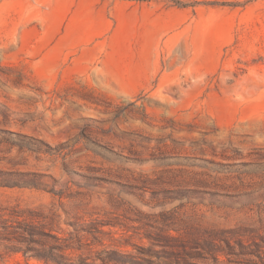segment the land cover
<instances>
[{"label": "rangeland", "instance_id": "rangeland-1", "mask_svg": "<svg viewBox=\"0 0 264 264\" xmlns=\"http://www.w3.org/2000/svg\"><path fill=\"white\" fill-rule=\"evenodd\" d=\"M263 238L264 0H0V264Z\"/></svg>", "mask_w": 264, "mask_h": 264}, {"label": "trees", "instance_id": "trees-1", "mask_svg": "<svg viewBox=\"0 0 264 264\" xmlns=\"http://www.w3.org/2000/svg\"><path fill=\"white\" fill-rule=\"evenodd\" d=\"M223 241L226 244L225 248L228 250L229 255H236L242 257L256 255L257 257L262 258L261 257L262 252H260L261 244L257 242H253V245L250 246V245H245L242 241H238L237 242L238 249H237L236 246L231 245L228 239H223ZM262 244H264V238L262 239ZM200 250H202L203 253L206 252L207 254L211 253L212 255H214L213 258L215 259L216 264H218V259H219L216 253L223 251V249H220V247H218L217 245H215L214 242L208 239H204L202 242H199L193 247V252H201ZM34 256L38 259L58 262L56 255L48 251L36 253ZM122 262H127V261H122ZM128 262L134 264L133 260Z\"/></svg>", "mask_w": 264, "mask_h": 264}]
</instances>
